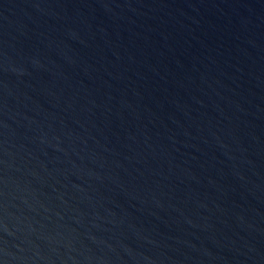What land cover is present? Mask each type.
<instances>
[{
  "label": "water",
  "instance_id": "95a60500",
  "mask_svg": "<svg viewBox=\"0 0 264 264\" xmlns=\"http://www.w3.org/2000/svg\"><path fill=\"white\" fill-rule=\"evenodd\" d=\"M0 264H264V0H0Z\"/></svg>",
  "mask_w": 264,
  "mask_h": 264
}]
</instances>
